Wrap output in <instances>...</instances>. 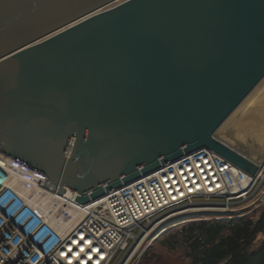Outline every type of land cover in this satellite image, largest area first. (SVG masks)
<instances>
[{
  "label": "water",
  "instance_id": "95a60500",
  "mask_svg": "<svg viewBox=\"0 0 264 264\" xmlns=\"http://www.w3.org/2000/svg\"><path fill=\"white\" fill-rule=\"evenodd\" d=\"M117 1L0 0V154L82 205L201 149L256 176L215 134L264 80V0Z\"/></svg>",
  "mask_w": 264,
  "mask_h": 264
},
{
  "label": "built area",
  "instance_id": "2783aa9c",
  "mask_svg": "<svg viewBox=\"0 0 264 264\" xmlns=\"http://www.w3.org/2000/svg\"><path fill=\"white\" fill-rule=\"evenodd\" d=\"M259 167L253 177L201 149L90 204L75 193L74 220L43 173L0 154V264H114L119 257L118 264H140L155 226L175 213L207 207L233 214L254 196L264 206ZM12 176H20L18 184Z\"/></svg>",
  "mask_w": 264,
  "mask_h": 264
},
{
  "label": "rangeland",
  "instance_id": "374dc122",
  "mask_svg": "<svg viewBox=\"0 0 264 264\" xmlns=\"http://www.w3.org/2000/svg\"><path fill=\"white\" fill-rule=\"evenodd\" d=\"M225 123L221 126V131H219V133L218 131L216 132L218 133L217 136L220 138L225 136L235 147L237 152L241 153L253 162H261L263 164L264 85L256 91L253 98L245 105V107L238 111L236 116L233 117L227 123V125H225ZM195 202L202 201L197 200ZM207 211H210V209L192 208L185 212L194 213V217L188 218L181 224H170L161 228L155 235L154 241L151 242L148 250L142 257L140 264H193L192 260L187 256L186 247L183 245L182 238L179 235L185 226L191 223H198L200 221L229 222L244 218H251L256 221L264 213V206L255 204L254 196L249 202L235 207V213L233 214L220 215L216 213V215L219 216H214L215 214H195ZM185 216L186 215L183 217ZM263 243L264 232L258 236L254 243L253 250L258 249ZM119 261L120 257L115 261L114 264H118Z\"/></svg>",
  "mask_w": 264,
  "mask_h": 264
},
{
  "label": "trees",
  "instance_id": "16d2710c",
  "mask_svg": "<svg viewBox=\"0 0 264 264\" xmlns=\"http://www.w3.org/2000/svg\"><path fill=\"white\" fill-rule=\"evenodd\" d=\"M263 232L264 213L256 221L191 223L179 235L193 264H264V243L253 250Z\"/></svg>",
  "mask_w": 264,
  "mask_h": 264
},
{
  "label": "bare ground",
  "instance_id": "6f19581e",
  "mask_svg": "<svg viewBox=\"0 0 264 264\" xmlns=\"http://www.w3.org/2000/svg\"><path fill=\"white\" fill-rule=\"evenodd\" d=\"M123 1H126V0H118L117 2H115V3H113V4H111L110 6H108V7H113V6H115V5H118V4H120V3H122ZM264 85V80L261 82V84L257 87V89L256 90H254L250 95H249V97L237 108V110H235V112L227 119V121H226V123H225V125H227V123L233 118V117H235L236 116V114L238 113V111H240L243 107H245V105L253 98V96L255 95V93H256V91L261 87V86H263ZM224 125V126H225ZM223 128V127H222ZM219 131H221V129L220 130H218V133H219ZM218 133H216L215 134V137L218 139V140H220L221 142H223L224 144H226L227 146H229V147H231V148H233V149H235V147L231 144V142L225 137V136H223V137H218L217 136V134ZM225 135V134H224ZM222 136V135H221ZM256 163V162H255ZM258 165H261L262 166V170H264V163L262 164L261 162L260 163H257ZM25 176V175H24ZM20 176H12L11 177V183H12V185H15V184H18L19 183V181H20ZM24 178H26V177H24ZM33 191V189H29L28 187H26V188H24V187H21V192H23L25 195H28V194H30L32 191ZM74 197H76V195H75V193L73 192V191H71V190H68L64 195H62L60 198H58V204L59 205H63V206H67L66 207V211H67V213H69L70 215H72V217H73V219L75 220V219H77L78 218V213H76V211H74V209L75 208H73V207H75V206H77L73 201H74ZM57 203H54V205H57ZM43 204H45V203H43ZM47 204V203H46ZM53 205V204H52ZM202 208V207H201ZM192 209V208H191ZM205 209H210V211H207V212H200V213H195V214H215L216 215V213L217 214H220V215H222L223 214V212H220V211H217V210H215V209H212V208H205ZM188 210H190V209H188ZM188 210H186V211H188ZM183 213H181V212H178V213H175V214H173L172 216H170L169 218H167V219H165V220H163V221H161L159 224H157L156 226H155V228H154V233L155 232H158L161 228H163V227H165V226H167V225H170V224H178V223H181V222H183V221H185V220H187L188 218H191V217H194L195 215H194V213H192V212H185V211H182ZM188 213V214H187ZM189 213H192V214H189ZM179 214V215H178ZM176 215H178V216H176ZM184 215H186L185 217H183ZM182 219H181V218ZM175 218H177V219H175ZM186 218V219H185Z\"/></svg>",
  "mask_w": 264,
  "mask_h": 264
}]
</instances>
